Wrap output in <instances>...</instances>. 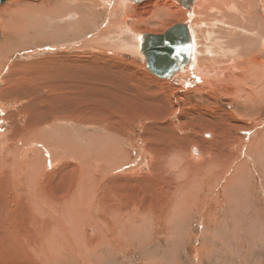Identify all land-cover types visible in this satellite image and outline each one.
I'll return each instance as SVG.
<instances>
[{"label":"rangeland","instance_id":"1","mask_svg":"<svg viewBox=\"0 0 264 264\" xmlns=\"http://www.w3.org/2000/svg\"><path fill=\"white\" fill-rule=\"evenodd\" d=\"M14 1L17 0H11L7 4L0 5V9L10 5ZM43 1L49 0H21L23 4L29 3L27 4L29 6L32 4L34 6L35 3L40 4ZM215 1L214 3L212 0L211 4L208 3V5L218 3V0ZM251 1L257 6L256 8H251V12L254 14H256V12L260 13L259 17L258 15H255L258 17V22H260V17H264V6H262L259 2L256 4V0ZM114 2L110 1V6H108V9V7L101 8V6H97L95 3H93V1H84L86 7L89 6V8L85 9V13L83 12L84 10H81L80 12H68L69 14L64 12L65 17H63V14L61 13V19L65 20H63L64 22L61 19L60 21L58 20L59 26L66 28L68 24L71 26L69 22L73 24L72 27L68 26L66 32L54 29L55 31L52 30L53 35H49L51 34V29H53V27L56 28L57 26H51L50 22H48V27H51V29L46 27L48 31L40 30V32H37L35 30H31L26 35L22 34L20 36V44H22L21 42L25 43L22 45L19 44L20 46H17L14 50H12L9 56H7V62L2 64L0 63V136L3 135L7 136V138L9 137L8 140L11 142L13 136L19 137V134H21L23 128L42 125L40 128L43 127L44 131L46 132V137L49 140H52L51 143L53 145L51 147L54 149L50 151L47 146L44 147L45 145L42 144L38 145V142H41L37 141V139L32 140L31 143L28 142L29 144H33V146L37 145L40 148V151L36 146L35 150L28 154L26 157V168L29 174L37 170H42L43 179L42 183L40 184L45 187L47 184V186L50 188V185H52L53 188H51V190L53 189V191H56L57 182L59 187H62L61 185L65 180L68 184L74 182V178L76 179V177H78L75 168L78 169L79 173L82 174L85 164H91L92 162L97 161L94 154V145H92L91 142V137H101L103 135V137L106 136V138H110L107 132H104L102 128L97 125L93 126V120L90 117L84 118L86 113L89 112L92 114L91 117H97L98 119L103 116H105V118H110L113 117V115H119L117 116L119 119L125 120V122L131 121V125H133L131 126V130L136 131L134 132L136 136L131 139L132 141H130V139L126 137V132H124L125 135H122L121 137L122 139L125 138V143H123V145L121 144V151L123 149V151H125V157H131L130 160L132 162L136 160V166L139 164L142 165V163H145L148 160H144L146 153L151 161V167L146 168V166L142 165V170L137 169L134 174L127 175V177L132 176L131 179H120L126 175H119L124 171V169L127 170L128 168L127 166L125 168L122 166L117 168L122 170L117 178L113 176L115 173H117L116 171L114 174H110L113 177L106 176V178H102V181L99 179L97 183L105 182V193H107L105 194V198H109V201L110 199H122L121 201L113 200L111 207L113 205H118L119 202L120 205L122 202V204H125L128 208L122 204L121 206H124L127 208V210L130 209L126 213L129 214V216L133 215V217H128V215L124 214L122 220L121 216L117 215V217L120 218H118L119 221H116L120 223L117 225L116 222L115 224L117 226L115 228L112 226L114 229L113 232H109L110 225L106 228V224L107 222L110 223L112 220L109 219L112 218L113 214H116L110 209L108 212L112 214L110 216L111 218L107 220L105 219V222L102 225L104 230L103 235L101 233L100 227H92L91 224L94 223L86 221L84 212L81 210L80 214L83 216V226L80 233L84 235V241H86L84 242L85 245L83 247H80L81 245L78 242L76 243L75 239H71V237L68 236H66L67 238L65 237L64 241L66 246L63 243H60L61 245H59V242L57 243V241L54 239L52 243L46 242L47 244L45 243L44 245V239H42V237L45 234L42 231L38 232L36 229V226L40 224L41 221H38L37 224L33 223L35 220L33 211L31 208L23 205L24 202H18V200L15 198L14 186L10 187L11 191L9 190V187H7L9 191L8 193L4 192V194L1 192L3 187H0V192L2 193H0V201H2V206L0 205V230H2L0 231V235L2 232H4L2 234L6 235H2V237L0 236V264H264V156L258 157V152L254 150L249 152L250 147L264 136V104L262 108L257 106L256 109H253L256 111L259 109L257 111L259 115L258 113L256 114V111L255 113H252L253 111L250 112L252 109L250 105H247L246 107L243 106V103L238 102V97L244 96L245 94L234 95L235 92H227L229 89L224 88V82L226 79L225 77L229 76L230 74L234 75L235 72L236 74H239L241 69L238 64L241 62V64H243L248 60H246L245 55H242V53L239 51L232 54V56L227 55V53L218 56L230 57L227 59V61H225L227 64H229L230 60L233 58L236 60L243 57V59H241L240 62L236 60L237 64L235 72L232 71V69L226 70L225 77L223 78V81H221V88L224 89H221V91H214V96H211L212 92H203L200 90L194 91V83H192L193 81H188L187 86L184 85V83L181 84L182 81L179 77L180 74L173 79H160L147 70L146 62L142 55L136 57L135 55L131 54L126 55L125 52L118 53V50H110L111 48L107 47L104 42L105 40H102L105 37V30L107 28L112 29L114 23L116 24L119 18L128 16L127 19L129 28L139 35L145 33L161 34L178 23H188L191 28L192 35H194V33L198 31L195 29H198L199 27H192L194 26L193 20L195 21V19H189L190 13H182V18L180 21L171 19L167 13L169 11H162L168 9L169 7H165L163 4H161V0H152L153 7L146 2L142 5L139 4L142 6V10L139 11L141 16H138V12L135 13L133 11V9L139 6H128L127 8H129V10L125 8L126 12L123 14L121 11L122 8H119V2ZM173 2L180 5L175 0H173ZM157 3L158 7H154ZM115 8L116 12L113 11ZM182 8L185 9L184 7ZM213 8L215 11H219L217 10V7L214 6ZM82 12L88 15V18L86 15L81 14ZM217 12L212 13L211 16L219 13ZM235 12V10L231 12L230 24L232 29L226 24H220L229 18L222 15L218 16L219 19L223 21H220L219 19L217 21L214 19L218 22V24L216 23L218 26L213 29L205 27L211 30L207 40L210 41L212 38L214 40H223L225 45L230 46L229 44L231 41L227 31H231V38L241 34L239 31L241 19L235 15ZM153 13L154 15H152ZM71 15L75 17H71ZM140 17L146 19L147 22L141 23L139 19ZM2 19L3 18L0 15V25ZM162 20L169 21V24L166 28L157 26L156 22ZM109 22L111 24H109ZM208 24L210 25V21ZM120 26L121 23L119 22L117 27L110 31L111 34H114L116 30H119L121 28ZM219 28L221 30H218ZM192 30H195L196 32ZM128 36L130 39L134 37L130 33H128ZM197 36L198 38L196 37L195 41H193L195 51L196 48L198 50V44L200 43V37L199 35ZM110 37H112V35H110ZM43 38H47L49 40H43ZM238 38L239 36L237 39ZM29 39H31V43H27ZM34 39H36L38 42L34 41ZM40 40L41 42L39 43ZM212 41L213 40H211V42ZM4 42L5 40L3 37V31L0 29V47ZM63 43L64 47H66H63L64 49L62 48ZM106 48L107 50L105 53ZM259 48H263L262 53H264V46L262 45ZM251 50L257 51L258 49L253 48ZM111 52H115L121 56L122 54L126 56L116 57V60L121 59V61L112 62L104 57L109 53L111 54ZM35 61H38V63L36 62V64ZM44 61H46V64H48L42 66L41 63H44ZM263 61L264 55L263 59L261 60V64L264 65ZM31 62H34L33 64H36L37 66H34ZM133 63H135V70L139 71L140 68L141 72H145L149 76V78H147L149 80L145 78H139L135 70L129 69L128 66ZM206 63L205 66H200L199 68L201 69H197V71L206 72L209 74L210 78L212 77V74L218 76L220 68L216 64L219 63V61L217 60V62H213L212 64L211 60H207ZM22 64H32L33 67L31 65L29 68L25 65V67H22V69L18 70L16 66L19 65L20 68V65ZM213 65H216L217 68H214ZM10 67L14 68V71H11L13 72L12 74H14L13 81L21 78V82L15 86L11 84V86L7 87L2 84V81L5 76H7V78L9 77L8 75L11 73L9 72ZM258 67V65H255L252 69V73H254L256 76L258 73V77L262 75L264 78V68L263 72L261 73V70ZM23 68H26V70ZM256 68L259 70H256ZM111 69L115 72L110 71ZM244 73H246V71H244L242 74ZM18 75H21V77ZM122 77L124 79H122ZM249 77L250 73L247 75V78ZM105 81H110V84L106 83ZM162 82L166 83L163 84ZM245 86L247 88H252L254 85L250 82ZM65 88H67L70 92ZM66 93L68 95L64 96ZM102 93L104 94L101 95ZM225 94H227V96ZM116 96H119L120 98ZM103 99H105V101ZM237 102L239 104H237ZM102 104L105 106V111ZM112 104L114 106H111ZM147 105H149V107ZM107 106H110L113 109L108 108ZM135 106L137 110L133 108ZM158 106H160V108H157ZM128 107H130L132 110H130ZM138 107L141 109L138 110ZM193 109H196L198 113ZM118 110L123 113L120 114ZM134 111H137L136 114ZM243 111H245V114L247 113L249 115L246 114L247 117L245 114L244 116H241ZM236 112H238L239 115ZM145 114L151 118L158 115L163 117L167 116V118L170 117L162 123V129L158 127L159 125L153 126L151 128L149 125L147 132H149L150 136H152L154 139L157 135L164 134L166 129L169 128L166 127L167 121L177 122V120H179L182 127L181 133H176L182 138L179 144H182L183 147L188 149L193 146L197 148L198 146L192 145V140L185 139L187 136H193L195 133L196 136L197 129L200 131V135L206 129H215V132H213L215 135L209 131V134H207L205 138L208 140H210V138L211 140L212 138L218 139L217 142H215V148L217 150H215V157H213L214 152H207L206 149L202 150L200 147L197 148V151L199 152L197 154H202L201 158H203V156L206 157L203 162L196 161L195 158L198 159L200 157H196V155L192 154L191 150V153H189L190 155L187 154L183 161L180 159V161H178L174 154H169V150L164 153L158 152L159 154L154 155L145 151L143 149V140L141 138L142 131L140 130L143 127L139 126L140 123L142 124V122L146 120L145 117L147 116H145ZM63 115H69L73 121L84 120L89 124L77 123V126L73 127L71 123L58 122L55 125V129L49 131L50 129H48V125L50 124L45 123L55 122L57 119L62 118ZM136 115L138 118H133V116L135 117ZM235 118L239 119L236 121ZM206 119L211 120L208 127L202 126ZM231 125L233 128L232 131L229 129ZM203 127L204 129L200 130V128ZM56 139L59 140L58 143ZM199 139L200 140L197 139L198 142L201 141L202 136L199 137ZM109 141L110 140H108V142ZM162 141V138L160 141H157V144L156 141H154V146L156 147L157 151L160 150V147H162V145H160ZM131 142L133 144H131ZM10 145L11 143H9L7 149L4 152V157L8 161L9 166L6 170H0V172H3L0 177L10 174L14 176L18 174L16 166V154H9L8 152ZM13 146H15V144L12 143V147ZM39 156L44 160L52 162L54 164L53 169L47 170L44 167H38L37 163H41ZM211 158L217 161L214 162L213 168H210L211 171L206 169V171L204 170L200 172L201 174H198L195 178H192L191 185L193 187H197L199 184L201 185V183H203L202 186H204L205 183V188H201V186H199L200 189L198 188V191L201 193L198 194L199 192L196 191L195 194H192L193 189L190 190L184 188V191H189V194L192 196L198 195L196 196L198 198H194L193 196L189 203L188 196H186L187 193L185 194V197L182 196V194L184 195V191L180 192L177 197V192H175L176 189L174 187L177 186L176 184H178V182H185V180H187L186 177L188 176V170H185V174L182 172L181 162L183 163L182 165H185V163L192 164L193 170H196L198 167L205 165L206 162ZM133 163H135V161ZM72 170L76 173H73ZM138 171H142V173H137ZM64 173L66 174L65 180H63ZM140 174H143L142 177ZM69 175L72 176V179L69 177L67 178ZM148 176L151 178V182H147L145 184L139 183V185H137V181L134 180V178H143ZM205 178H207V180ZM209 179H212V182L211 180L208 181ZM218 179L220 182L217 181ZM153 180L156 186L154 185V182H152ZM121 181H125V184L120 183L119 187L118 185L116 186L113 184V182ZM169 182H172V184L170 185ZM109 183L112 184V186ZM212 184H217L215 186L213 185L215 187L213 190L211 189V187H213ZM109 188L111 189V192H109ZM208 188L210 190H207ZM171 189L174 191H171ZM204 192L206 193L204 194ZM207 193L208 195H206ZM56 195L60 199L63 198V195L60 192H57ZM116 195L117 197H122L117 198ZM132 196H135L137 200ZM107 200H105V202H107L106 204H109ZM138 200L140 203L137 202ZM12 203L15 204L12 205ZM133 206L135 208H132ZM146 208L151 209L152 211L155 210L154 214H146L144 210ZM13 209L18 211V214H11L10 212H12ZM95 215H98V212ZM152 215L156 216L153 217ZM39 220L42 219L40 218ZM18 222H20L21 225ZM4 225H6V231L3 227ZM8 230L12 231L9 233ZM7 233H9V236H7ZM70 240L72 242H70ZM78 246L80 248H78Z\"/></svg>","mask_w":264,"mask_h":264},{"label":"bare ground","instance_id":"2","mask_svg":"<svg viewBox=\"0 0 264 264\" xmlns=\"http://www.w3.org/2000/svg\"><path fill=\"white\" fill-rule=\"evenodd\" d=\"M11 1V0H9ZM8 1V2H9ZM13 1V0H12ZM84 1H93V3H95L97 6H101V8L103 6V4L99 1V0H49V1H43L41 2L40 4H36L33 6L32 5H27L29 3H25L23 4V2H21V0H17V1H14L13 3H11L10 5L4 7V8H1L0 9V15L2 16V22H1V25H0V29L3 31V37H4V40L5 42L2 43L3 45L0 47V63H5L8 61V57L9 54L12 52V50H14L17 46H20L22 45L23 43L25 42H21L22 44H20V36L23 34V35H26L27 33H29L31 30H35L37 32H40V30H47L46 27H48L47 23L50 22V25L52 26H57L56 28L53 27V29H51V27H48L49 29H51V34L49 35H53L52 34V30L55 31L54 29L56 30H60V31H63V32H66V29L68 28V26L66 28L64 27H61L58 25V20L60 21L61 17V13L63 14V17H65V14H69L68 12H80L81 10L85 13V9L86 8H89V6L86 7V5L84 4ZM102 2H105V8L110 6L109 3L110 1L114 2V1H118L119 4H120V7L118 5L119 8H122V12L123 14H125L124 12L125 11V8H127L128 6L131 7V6H139V7H136L135 9H133V11L135 13L138 12V16H141V13L139 11L142 10V4L144 3H141L140 5L139 4H134V3H131L129 2L128 0H101ZM155 1V0H154ZM201 0H198L194 3L193 5V8L194 6L197 5L200 3ZM210 0H203L202 2V7H195L194 9V15L195 17L192 18V15H193V9H192V12L189 11V10H185L183 9L180 5L176 4L175 2H173V0H161V4H163L165 7H169L168 9L166 10H162L163 12L164 11H169L167 12L168 15L170 16L171 19L175 20V21H180L181 18H182V13L183 14H188L190 13V18L191 20L195 19V21L193 20V24L194 26L192 27H195V26H199L198 29L196 28L195 30H198L197 32L195 30H193L194 32V35H192V32H191V28H190V33H191V39L192 41H195V38L199 35V39L198 41L200 42L198 44V50L196 48V51H195V47H194V43H193V53H192V56H191V60L189 63H187V65H185L180 71L178 70V72H176V74L171 78H175L178 74L180 79H181V84L184 83V85H188V81H193L192 83H194V91H197V90H200V91H203V92H212L211 93V96H214V91H217V90H220L221 89L223 90L224 88L225 89H229V91L227 92H235L234 95H244V96H239L238 97V102L239 103H243V106H246L247 105H250V107L252 108H249L251 109L250 112L252 113H255L256 110H253V109H256L257 106H259V108H262L263 107V104H264V78L261 76L258 77V73H257V76L254 75V73H252V69L255 65H258L261 70V73L263 72V68H264V65L261 64V60L263 59V55L264 53H262V49L259 48L260 46H264V17H260V22H258V17L260 16V13H257L254 14L252 13L251 11V8H256L257 6L254 5V3L251 1V0H218L216 4H214L216 1L213 0V4L212 5H208V3L211 4V1L209 2ZM8 2H6L5 4H7ZM260 3L262 6H264V0H256V4L257 3ZM116 3V2H114ZM147 4L152 5V0H149L146 2ZM3 5V4H2ZM117 5V4H115ZM208 5V6H206ZM217 7L219 10L218 12L215 11V9L213 7ZM112 7V6H111ZM154 7H158V3L154 6ZM99 8V7H98ZM113 8H114V4H113ZM109 9V7H108ZM113 10V9H112ZM127 10H129V8H127ZM155 10V9H154ZM174 10V12H173ZM236 11L235 12V15H237L238 18L241 19V25H240V28H239V31L240 35L239 38L237 39L238 36L234 37V38H231V31H227L229 37H230V41L231 43L229 44L230 46H227L225 45L223 42V40H219L218 37L217 39L218 40H214L213 38L211 40H213L211 42V40H207V38L209 37V34L211 33V30L205 28V27H208L210 29H213L215 28L216 26H218V19H219V16L222 15V16H226V17H229L225 22H222L220 24H226L228 26H230L229 28L232 29V26L230 24V18H231V12L232 11ZM114 12H116V8L115 10H113ZM247 11V12H246ZM81 13L83 15H86L84 13ZM153 12V11H152ZM214 12H217L218 14H215L213 16H211L212 13ZM109 13V12H108ZM197 13V14H196ZM72 14V13H71ZM114 14V13H113ZM122 14V15H123ZM128 14V13H126ZM140 14V15H139ZM108 15V14H107ZM110 15V14H109ZM118 15V14H117ZM154 15V13L152 14ZM219 15V16H218ZM230 15V16H229ZM255 15H258L255 16ZM62 16V15H61ZM88 15H86L87 17ZM112 16V15H111ZM125 16V15H124ZM221 16V17H222ZM71 17H75L73 15H71ZM120 17V16H119ZM117 17V18H119ZM122 17V16H121ZM156 17V16H155ZM199 19H198V18ZM220 17V18H221ZM88 18V17H87ZM112 18V17H111ZM128 16L126 17H122V18H119L118 22L112 27V29L116 28L117 27V24L120 22L121 23V28L119 30H116L114 32V34L112 33L111 34V28H107L105 30V37L102 39V40H105V44L107 45V47L111 48L110 50H118L119 52L118 53H122V52H125V53H136L138 51V48H140V42L142 40V36L144 34H141L139 35L138 33L136 32H133L129 26H128ZM131 18V17H130ZM129 18V20H130ZM189 18V19H190ZM197 18V19H196ZM257 18V19H256ZM68 19V17H67ZM81 19V18H80ZM115 19V18H114ZM132 19V18H131ZM141 23H145L147 22L146 19H144L143 17H140L139 18ZM214 19H216L217 21H215ZM62 21L65 20V19H61ZM113 20V19H112ZM156 20V19H155ZM220 20V19H219ZM256 20V21H255ZM61 21V22H62ZM69 21V20H68ZM117 21V20H116ZM210 21V25L208 24V22ZM220 21H223V20H220ZM64 22V21H63ZM62 22V24H63ZM67 22V21H66ZM75 22V21H74ZM35 23V24H33ZM71 26L69 27H72V23L69 22ZM76 23V22H75ZM74 23V24H75ZM157 26H161L162 28H166L169 24V21H165V20H162V21H157ZM217 23V24H216ZM49 24V23H48ZM66 24V23H64ZM77 24V23H76ZM75 24V25H76ZM107 24V23H106ZM109 24H111L109 22ZM150 24V23H149ZM192 25V24H191ZM225 25V27H226ZM152 26V24H151ZM150 26V27H151ZM174 26V25H173ZM110 27V26H109ZM205 28V29H204ZM221 28V27H220ZM218 29V30H221V29ZM227 28V27H226ZM223 29V27H222ZM225 29V28H224ZM70 30V29H69ZM210 32H209V31ZM48 31V30H47ZM59 31V32H60ZM217 31V30H216ZM58 32V33H59ZM152 32V31H151ZM220 32V31H219ZM50 33V32H48ZM47 33V34H48ZM128 33L132 34L134 37L133 38H129L128 36ZM221 33V32H220ZM225 33V32H224ZM46 34V35H47ZM226 34V33H225ZM110 35H112V37H110ZM117 37H116V36ZM223 35V34H222ZM217 36V35H216ZM220 36V35H219ZM55 37V36H54ZM59 37V36H58ZM124 37V38H122ZM14 38V39H13ZM53 38V37H52ZM66 38V36H65ZM128 38L130 39V43L128 44H125L128 40ZM33 39V38H32ZM49 40L47 38H43V40ZM222 39V37H221ZM42 40V39H41ZM41 40L39 41V43L41 42ZM34 41L38 42L36 39H34ZM16 42V43H15ZM196 42H197V39H196ZM241 44V45H239ZM27 43H31V39H29L27 41ZM33 43V42H32ZM71 43V42H70ZM20 44V45H19ZM66 44V42H65ZM197 44V43H196ZM228 44V43H227ZM28 45V44H27ZM36 46V45H34ZM64 47V43H63V46L62 48ZM106 47V46H105ZM66 48V47H64ZM63 48V49H64ZM142 48V47H141ZM246 48V49H245ZM258 49L257 51L255 50H251V49ZM106 50L107 48L105 49V53H106ZM248 50V52H247ZM109 51V50H108ZM240 52L242 53V55L244 54L245 57H246V60H248L247 62L243 63V64H238L240 66V73L239 74H236V60L237 61H241V59H243V57L241 58H238V59H232L230 60V63L227 64L225 61H227V59H229L230 57H218L219 55H222L224 53H227V55L229 56H232V54L234 53H237V52ZM253 51V52H252ZM255 51V52H254ZM239 53V54H240ZM250 54V55H249ZM238 55V54H237ZM226 56V55H225ZM240 56V55H238ZM237 56V57H238ZM107 60L109 61H112V62H116V61H121V59H118L116 60L117 58L116 57H121V55L115 53V52H111V54L109 53V56L106 55L104 56ZM105 59V60H106ZM145 59V58H144ZM83 60V59H82ZM207 60H211L212 64L213 62H217V60L219 61V63H217L216 65L220 68V71H219V75L218 76H215L213 77L211 74V77L206 73V72H199L197 71V69H200L198 66L199 63L200 64H205ZM38 63V61H35V63ZM42 62V61H40ZM146 62V61H145ZM238 62V63H239ZM264 62V61H263ZM32 63V62H31ZM34 63V62H33ZM32 63V64H33ZM36 63V64H37ZM68 63V62H67ZM226 63V64H224ZM26 65L30 68V66L32 65ZM34 65V66H37V65ZM42 66L46 64V61H44V63H41ZM39 64V65H41ZM48 64V63H47ZM46 64V65H47ZM53 64V63H52ZM51 64V65H52ZM207 64V63H206ZM24 64L20 65V68H19V65L16 66V68L19 69H22V67H25ZM32 65V67H33ZM55 65V64H54ZM135 63L133 64H130L128 67L129 69H133L135 70V67H134ZM216 65H213L214 68L217 66ZM9 66V65H8ZM49 66V65H48ZM4 67V66H3ZM7 67V66H6ZM31 67V68H32ZM147 67V65H146ZM106 68V67H105ZM226 68V69H224ZM238 68V67H237ZM26 70V68H23ZM37 69V68H36ZM108 69V68H107ZM227 69H232V71L235 72L234 75L230 74L229 76L225 77V72ZM5 70V69H4ZM14 71V68H11L10 67V71ZM68 70V69H67ZM188 70V71H187ZM256 70H259L256 68ZM17 71V70H16ZM32 71V70H31ZM37 71V70H36ZM72 71V70H71ZM107 71V70H106ZM105 71V72H106ZM110 71H114V70H110ZM136 71V70H135ZM195 71V73H194ZM239 71V70H237ZM244 71H246V73L242 74ZM109 72V71H107ZM115 72V71H114ZM137 72V76L139 78H149V76L145 73V72H141V69L139 68V71H136ZM184 72V73H183ZM258 72V71H257ZM3 73V72H2ZM13 72L9 73V77L7 78V76L4 77L3 81H2V84L5 85V86H11V84H13L14 86L19 84L21 82V78H18L17 80L13 81V77H14V74H12ZM117 73V72H116ZM116 73H113V74H116ZM120 73V72H119ZM250 73V77L247 78V75H249ZM18 74V72H17ZM109 74V73H108ZM107 74V76H108ZM202 74V75H201ZM232 75V76H231ZM19 77H21V75H18ZM115 76V75H114ZM121 76V74H120ZM124 76V75H123ZM0 77H1V70H0ZM226 78L225 79V87L224 88H221V81H223V78ZM258 77V78H257ZM118 78V77H117ZM111 79V78H110ZM109 79V80H110ZM122 79H124L122 77ZM219 79V81H218ZM114 80V79H112ZM149 80V79H147ZM111 81V80H110ZM109 81V82H110ZM123 81V80H122ZM125 81V80H124ZM203 81V82H202ZM106 82V81H105ZM109 82H106V83H109ZM113 82V81H112ZM127 82V81H125ZM253 83V87L252 88H247L245 85H247V83ZM163 84L166 83V82H162ZM198 83V84H197ZM263 83V84H262ZM10 84V85H9ZM110 84V83H109ZM199 86L197 87L196 86ZM106 85V84H105ZM109 86V85H108ZM131 86V85H130ZM163 86V85H162ZM182 86V85H181ZM249 86V85H248ZM71 87V86H70ZM227 87V88H226ZM232 87V88H231ZM17 88V87H16ZM24 88V87H23ZM61 88V87H60ZM59 88V89H60ZM80 88V87H79ZM108 88V87H107ZM239 88V89H238ZM12 89V88H11ZM20 89V88H19ZM63 89V88H61ZM67 89V88H65ZM78 89V88H77ZM116 89V88H115ZM193 89V88H191ZM28 90V89H27ZM68 90V89H67ZM235 90V91H233ZM26 91V90H24ZM69 91V90H68ZM67 91V92H68ZM107 91V90H106ZM105 91V92H106ZM225 91V90H224ZM70 92V91H69ZM3 93V92H2ZM16 93V91H15ZM26 93V92H25ZM33 93V92H32ZM218 93V92H217ZM220 93V92H219ZM222 93V92H221ZM243 93V94H242ZM24 94V93H23ZM104 93H102L101 95H103ZM204 94V93H203ZM202 94V95H203ZM208 94V93H206ZM205 94V95H206ZM13 95V94H12ZM20 95V94H19ZM68 95L67 93L64 95L66 96ZM120 95V94H118ZM227 96V94H225ZM37 96V95H35ZM201 96V94H200ZM204 96V95H203ZM202 96V97H203ZM225 96V97H226ZM228 96H229V93H228ZM114 97V96H113ZM112 97V98H113ZM116 97H119V96H116ZM232 97V96H231ZM63 98H67V97H63ZM120 98V97H119ZM235 98V97H234ZM107 99V98H106ZM236 99V98H235ZM10 100V98H9ZM42 100V99H41ZM105 101V99H103ZM111 100V99H110ZM119 100V99H118ZM1 101V100H0ZM107 101V100H106ZM109 101V100H108ZM113 101V100H112ZM236 101V100H235ZM126 102V101H125ZM132 102V101H131ZM237 102V104H239ZM4 103V102H3ZM105 103V102H103ZM110 103V102H109ZM112 103V102H111ZM235 103V102H234ZM103 105V104H102ZM109 105V104H108ZM231 105V104H230ZM111 106H114L113 104ZM149 107V105H147ZM108 107V106H107ZM123 107V106H122ZM103 108H104V111H105V106L103 105ZM102 108V109H103ZM108 108H111L113 109L112 107H108ZM107 108V109H108ZM130 109V107H128ZM136 109V106L133 107ZM157 108H160V106H158ZM26 109V108H25ZM121 109V108H120ZM119 109V110H120ZM141 108L138 107V110H140ZM248 109V108H247ZM110 110V109H108ZM107 110V111H108ZM117 110V109H115ZM118 110V111H119ZM122 110V109H121ZM132 110V109H130ZM147 110V109H146ZM193 110H196V109H193ZM237 110V109H236ZM259 110V109H258ZM257 110V111H258ZM111 111V110H110ZM124 111V110H123ZM127 111V109H126ZM148 111V110H147ZM256 111V114L258 113ZM2 112V111H1ZM113 112V111H112ZM131 112V111H130ZM135 114L137 111H134ZM196 112L198 113V111L196 110ZM235 112V111H233ZM245 111H243V114L241 116H244V113ZM46 113V112H45ZM108 113V112H107ZM119 113H123V112H120ZM133 113V112H132ZM146 113V112H145ZM238 114V112H236ZM235 113V114H236ZM242 113V112H240ZM102 114V113H101ZM106 114V113H105ZM109 114V113H108ZM118 114V113H117ZM128 114V113H127ZM134 114V113H133ZM150 114V113H149ZM247 114V113H246ZM245 114V116H246ZM113 115V114H112ZM116 115V113H115ZM124 115V114H123ZM142 115V114H141ZM239 115V114H238ZM249 115V114H247ZM254 115V114H253ZM259 115V113H258ZM14 116V115H13ZM92 114L91 113H86V116H84V118H88L90 117L93 121V126L94 125H97L99 126L100 128L103 129V131L107 132V134L110 136V138H106V136L103 137V135L101 137H98V136H95V137H91V142H92V145H94V154H95V158L97 161L95 162H92L91 164H85V167H84V171L83 173H79L78 169L75 168L76 170V174L78 177H76V179L74 178V182L73 183H70L68 184L65 180L66 178V174L64 173L63 174V180H65L63 182V184L61 185L62 187H59L58 186V182H57V189L56 191L57 192H60L62 195H63V198L60 199L57 195H56V191H53V189L51 190V188H53L52 185L51 188L49 186H47L46 184V187L41 185L40 183H42V179H43V171L42 170H37V171H34L32 172L31 174H29L27 172V168H26V157L28 156V154L30 152H33L35 150V146H33V144H29L28 142L31 143L32 140L34 139H37V141H40L41 143L38 142V145L39 144H42V145H45L44 147H48L51 150H53L54 148L51 147L53 144L51 143L52 140H49L47 137H46V132L44 131V128L40 126L42 125H37V126H34V127H30V128H23L22 129V132L21 134H19V137H15L13 136L12 137V140L11 142H9L7 136H0V170L1 169H4L6 170L9 166V163L8 161L6 160V158L4 157V152L5 150L7 149L9 143H11V145L9 146V154H16V160H17V171H18V174L17 175H14L12 176L11 174L10 175H7V176H2L0 177V187H3L2 188V193L4 194V192H7L11 189L10 187L11 186H14L15 188V198L18 200V202L20 201V203H23V205L31 208V210L33 211L34 213V222L35 224H37L38 221H41L40 224H38L36 226V229L37 231L39 232H43L45 235L42 237V239H44L43 243L45 245L46 242H49V243H52L53 242V239L55 241H57V243L59 245H61L60 243H63L64 244V241H65V237L68 236V237H71V239H75L76 243L78 242L81 246L80 247H83L85 244L84 242V235L81 232V228L83 226V216L80 214L81 210H83L84 212V216H85V219L86 221L88 222H93L94 224H91L92 227H100L101 229V233L104 235V230H103V223L105 222V219H109L111 218L110 216L112 215L110 212H108L110 209L113 210L114 213L116 214H113L112 218L109 219V220H112L110 221V223L107 222L106 224V228L107 226L109 227L110 225V229H109V232L112 231L113 232V228L112 226L115 228L119 223L116 221L120 218V217H117V215H120L121 216V219L123 220V217H124V214L125 215H128V217H133V215L129 216V214H127L126 212L130 209L127 210V206L125 204H121L122 205H125V208L124 206H121V204L119 205H112L113 203V200L110 199L109 201V198H105V189H106V186H105V182H101L102 181V178H106V176L108 177H113L115 176L116 178L118 177V175L122 172L121 169H117L119 167H122L124 166L123 168H125L126 166L128 167L127 170L124 169V173L122 172L119 176H122V175H126L124 176L123 178H120V179H124V178H132V176H128L127 175H131V174H134L136 172V170H140L143 166H146V168H150L151 166V161L150 159L148 158L149 156L145 153V158L144 160L148 159L145 163H142L137 165L136 166V160L135 163H133L129 157H125V151H121V144L123 145V143H125V138L122 139V135H125L126 134V137H128L130 139V141H132L131 139L134 138L136 135L134 132H136L135 130H131V121H126L125 120H122V119H119V115L117 116H114L113 117H110V118H105V116L103 117H100L99 119L97 117H91ZM107 116V114H106ZM126 116V115H124ZM130 116V114H129ZM145 121L142 122V124L139 126L140 127H143L142 129H140L142 131L141 135V138L143 140V149L147 152H149L150 154L154 155V154H159L158 152L160 153H164L166 152L167 150H169V154L172 153L174 154L178 161H183L185 159V157L187 156V154L191 153L196 155V157H200L198 159L195 158L196 161L198 162H203L206 157L203 156V158H201L202 154H197L199 153L197 150L198 147H200V149H206V151H210V152H214L213 153V157H215V142H217V138H210V140L208 139H205L206 138V135L209 134V131L211 133L215 132V129H206L205 131H203V133L200 135V131H198V129L196 130L197 131V135L195 136V131L193 134V136H187L185 139H189V140H192L191 144L192 145H196L198 146L197 148L196 147H190L189 149L186 148V147H183L182 144H179L180 143V140H182L181 137H179L176 133H181L182 131V127H181V124L179 122V120H177V122H169L167 121L166 123V127H169L166 129V131L164 132V134H159L155 137V139L150 136L149 132H147V129L150 125V128L153 127V126H156V125H159L158 127H160L161 129L163 128L162 126V123L165 122L167 119V116L166 117H163L161 115H158V116H154V117H150L148 115L145 114ZM137 115L133 118H136ZM234 117V116H233ZM237 117V115H236ZM247 117V116H246ZM122 118V117H121ZM130 118V117H129ZM138 118V117H137ZM46 119V118H45ZM124 119V118H123ZM236 119V118H235ZM239 119V118H238ZM236 119V121L238 120ZM242 119V118H241ZM246 119V118H245ZM248 119V118H247ZM107 120V121H105ZM123 122H122V121ZM131 120V119H130ZM243 120V119H242ZM241 120V121H242ZM249 120V119H248ZM210 121L211 120H208L206 119V121L203 122L202 126H206L208 127L209 124H210ZM235 121V122H236ZM240 121V120H239ZM253 121V120H252ZM39 122V121H38ZM58 122H66V123H71V125L74 127V126H77V123L78 124H89V123H86V121L84 120H80V121H73L71 119V117H69V115H63L62 118L60 119H57L55 122H51V123H45V124H50L48 125L50 129L49 131L55 129V125L58 123ZM215 123V122H214ZM213 123V124H214ZM254 123V122H253ZM43 124V123H42ZM218 124V123H217ZM220 124V123H219ZM231 124V123H230ZM239 124V122H238ZM229 125V124H227ZM137 126V125H136ZM137 126V127H139ZM192 126V125H191ZM216 126V125H214ZM257 126V125H256ZM61 127V126H60ZM83 127V125H82ZM139 127V128H140ZM194 127V126H192ZM212 127V126H211ZM220 127V126H219ZM98 128V127H97ZM155 128V127H154ZM184 128V127H183ZM222 128V127H220ZM237 128V127H236ZM63 129V128H62ZM101 129V130H102ZM203 128H200V130H203ZM231 131L233 130L232 128V125L230 126ZM153 130V129H152ZM158 130V129H157ZM195 130V128H194ZM61 131V130H60ZM150 131V130H149ZM156 131V130H155ZM161 131V130H160ZM219 131V130H218ZM230 131V130H229ZM2 132V131H1ZM124 132H126L124 134ZM207 132V133H206ZM3 134V133H2ZM215 135V133H213ZM156 135V134H155ZM202 136V139L201 141L198 142L199 137ZM146 137V138H144ZM229 137V136H228ZM262 137V136H261ZM161 138L163 139V141L160 143V145H162V147H160V150L157 151L156 147L154 146V141H156V144H157V141H160ZM230 138V137H229ZM241 138V137H240ZM198 139V140H197ZM108 140H110L108 142ZM141 140V139H139ZM193 140H196V141H193ZM234 140V139H233ZM57 143L59 140H57ZM121 141H124V142H121ZM127 141V140H126ZM129 141V140H128ZM36 142V140H35ZM108 142V144H107ZM12 143L15 144V146L12 147ZM23 143H26V144H23ZM232 143V142H231ZM35 144V143H34ZM131 144H133L131 142ZM137 144V143H136ZM190 144V145H191ZM26 145V146H25ZM242 145V144H241ZM240 145V147H241ZM56 146V145H55ZM96 146V147H95ZM131 146V145H130ZM249 146V145H248ZM29 147V148H27ZM37 148H39L37 146ZM125 148V147H124ZM249 148V147H248ZM134 149V148H133ZM125 150V149H124ZM191 150V152H190ZM256 151L258 152V157H261V156H264V136L259 139L258 141H256L254 143V145H252L250 147V150L249 152L251 151ZM39 151H40V148H39ZM217 151V150H216ZM240 151V150H239ZM47 153V152H46ZM186 154V155H185ZM254 154V153H253ZM47 155V154H46ZM190 155V154H189ZM168 156V155H167ZM228 156V155H227ZM125 157V159H124ZM172 157V156H171ZM40 158V156H39ZM192 158V157H191ZM236 158V157H235ZM234 158V159H235ZM37 159V158H35ZM153 159V158H151ZM180 159V160H179ZM261 159V158H260ZM41 160V163H37L38 167H44L46 168L47 170H50V169H53L54 167V164L48 160H44L43 158H40ZM164 160V159H163ZM167 160V159H166ZM218 160V159H217ZM191 161V160H190ZM219 161V160H218ZM189 162V161H188ZM194 162V161H193ZM214 162H217L216 160H214L213 158H211L210 160H208L206 162L205 165L203 166H200L198 167L196 170H193V166L192 164L188 163L185 165H182L183 163L181 162V170L182 172L185 174L186 171L188 170L187 174L188 176L186 177L187 180H185V182H182V183H179L176 184L177 186H175L174 188L176 189L175 192H177V197H178V194L180 192H183L184 191V188L185 189H193L192 190V194H195L196 191H198V188L199 186L204 187L205 188V183H204V186L203 183H201V185L199 184L197 187H193L191 185L192 183V178H195L198 174H201L200 172L202 171H206V169H208L209 171H211L210 168H213V165H214ZM230 162V161H229ZM247 162V161H246ZM250 162V161H249ZM248 162V163H249ZM261 162V161H260ZM180 163V162H179ZM192 163V162H191ZM216 164V163H215ZM169 165V164H167ZM179 165V164H178ZM199 165V163H198ZM217 165V164H216ZM170 166V165H169ZM172 166V165H171ZM195 166H196V162H195ZM232 166V165H231ZM264 166V165H263ZM191 167V168H190ZM242 167V166H241ZM240 167V168H241ZM174 168V167H173ZM217 169V168H216ZM120 170V171H118ZM142 170V169H141ZM145 170V169H144ZM162 170V169H161ZM171 170V169H169ZM186 170V171H185ZM213 170V169H212ZM218 170V169H217ZM247 170V169H246ZM117 171V173H115ZM166 171V170H165ZM185 171V172H184ZM208 171V172H209ZM73 172V170H72ZM71 172V173H72ZM73 172V173H74ZM142 173V171H140ZM139 171L137 173H140ZM181 172V173H182ZM216 172V171H215ZM214 172V173H215ZM218 172V171H217ZM68 173V172H67ZM114 174L113 176H111L110 174ZM175 173V172H174ZM210 173V172H209ZM230 173V172H229ZM3 172L1 171L0 172V175H2ZM179 174V173H178ZM177 174V175H178ZM68 175V174H67ZM139 175V174H138ZM141 175V174H140ZM143 175V174H142ZM141 175V177H142ZM176 175V174H174ZM206 175V174H205ZM211 175V174H210ZM213 175V174H212ZM228 175V174H226ZM239 175V174H238ZM71 175L67 176V178H71L72 179V176L70 177ZM74 176V175H73ZM146 176V175H145ZM173 176V175H172ZM201 176V175H199ZM209 176V175H208ZM207 176V178H208ZM107 177V178H108ZM140 177V176H139ZM184 178V177H183ZM207 178H205L207 180ZM213 178V176H212ZM228 178V177H227ZM101 180L100 182L101 183H97L98 180ZM119 179V178H118ZM199 179V178H198ZM204 179V178H203ZM215 179V178H214ZM220 179V178H219ZM219 179L217 180L218 182ZM222 179V178H221ZM12 180V181H11ZM112 180V179H111ZM135 181H137V185H139V183H142V184H145L147 182H151V178L148 176V177H143V178H134ZM205 180V181H206ZM212 182V179H209L208 181ZM7 185H6V183ZM16 181V182H14ZM120 181V180H119ZM156 181V180H155ZM176 181V180H175ZM179 181V180H177ZM154 182V180L152 181ZM168 182V181H167ZM103 183V184H102ZM120 183H124L125 184V181H121V182H113L114 185H118L119 187V184ZM170 185L172 184V182H169ZM215 183V182H214ZM110 184V183H109ZM108 184V186H109ZM159 184V183H158ZM112 186V184H110ZM154 185H155V182H154ZM168 185V184H167ZM214 184H212L213 186ZM217 185V184H215ZM214 185V186H215ZM250 185V184H249ZM146 186V185H145ZM156 186V185H155ZM166 186V184H165ZM174 186V185H172ZM211 187V189L213 190V188L215 187ZM9 187V190L8 188ZM110 187V186H109ZM115 187V186H114ZM117 187V188H118ZM127 187V185H126ZM169 187V186H168ZM193 187V188H191ZM132 188V187H131ZM195 188V189H194ZM203 188V189H204ZM110 189V188H109ZM200 189V188H199ZM13 190V189H12ZM25 190V191H24ZM108 190V189H107ZM134 190V189H133ZM158 190V189H157ZM173 189H171L172 191ZM182 190V191H181ZM207 190H210L209 188ZM211 190V191H212ZM136 191V190H134ZM139 191V190H138ZM174 191V190H173ZM186 191V190H185ZM184 191V195L182 194L183 197H185V194L186 196H188V201L190 203L191 201V198H193V196L191 194H189V191L185 192ZM0 192V193H1ZM111 192V189L110 191ZM116 192V191H115ZM164 192V191H163ZM200 194L201 192L198 191ZM1 193V194H2ZM139 193V192H138ZM174 193V192H173ZM206 192H204L205 194ZM1 194H0V197H1ZM115 194V193H114ZM129 194V193H128ZM126 194V195H128ZM136 194V193H135ZM172 194V193H171ZM119 195V194H118ZM134 195V194H133ZM145 195V194H143ZM208 195V193L206 194ZM7 196V195H6ZM110 196H113V195H110ZM175 196V195H174ZM181 196V195H180ZM179 196V197H180ZM198 196V195H196ZM194 196V198L196 197ZM200 196V195H199ZM3 197V195H2ZM109 197V196H107ZM117 197V195H116ZM119 197V196H118ZM117 197V198H118ZM122 197V196H120ZM119 197V198H120ZM131 197V196H130ZM133 197V196H132ZM135 197V196H134ZM133 197V198H134ZM139 197V195H138ZM149 197V196H148ZM165 197V196H164ZM176 197V196H175ZM173 197V198H175ZM201 197V196H200ZM207 197V196H205ZM203 197V198H205ZM111 198V197H110ZM141 198V197H140ZM166 198V197H165ZM164 198V199H165ZM168 198V197H167ZM182 198V197H180ZM198 198V197H196ZM1 199V198H0ZM126 199V198H125ZM136 199V197H135ZM155 199V198H154ZM172 199V198H171ZM187 199V197H186ZM206 199V198H205ZM218 199V198H217ZM105 200H107L109 202V204H106L107 202H105ZM118 200V199H116ZM115 200V201H116ZM122 200V199H121ZM121 200H118V201H121ZM137 200V199H136ZM204 200V199H203ZM133 201V200H132ZM148 201V200H147ZM164 201V200H163ZM167 201V200H166ZM213 201V200H212ZM231 201V200H230ZM139 202V200L137 201ZM169 202V201H168ZM167 202V203H168ZM195 202V201H194ZM124 203V201H123ZM140 203V202H139ZM146 203V202H145ZM148 203V202H147ZM179 203V202H178ZM15 204V203H12V205ZM131 204V203H130ZM163 204V203H162ZM165 204V203H164ZM171 204V203H169ZM194 204V203H193ZM0 205L2 206V201H0ZM128 205V204H127ZM179 205V204H178ZM22 206V205H20ZM136 206V205H134ZM132 207V208H135V207ZM163 206V205H161ZM166 206V205H165ZM138 207V206H137ZM145 207V206H144ZM143 207V208H144ZM147 207V206H146ZM152 207V206H151ZM155 207V206H154ZM149 208V207H148ZM144 209L146 214H154V211H152L151 209ZM159 208V207H158ZM215 208V207H214ZM23 209V208H22ZM181 209V208H180ZM4 210V209H2ZM20 211V210H19ZM157 211V210H156ZM162 211V210H161ZM160 211V212H161ZM98 212V215H95L96 213ZM11 214L15 215V214H18V211H16L15 209L12 210V212H10ZM157 213V212H156ZM167 214V213H166ZM170 214V213H169ZM172 214V213H171ZM173 215V214H172ZM138 216V215H137ZM153 216V215H152ZM156 216V215H155ZM153 216V217H155ZM168 216V215H167ZM178 216V215H177ZM180 216V215H179ZM182 216V215H181ZM189 216V215H188ZM127 217V218H128ZM162 217V215H161ZM173 217V216H172ZM3 218V216H2ZM1 218V219H2ZM42 219V220H39V219ZM147 218V216H146ZM152 218V217H151ZM160 218V217H159ZM5 219V217H4ZM129 219V218H128ZM127 219V220H128ZM131 219V218H130ZM154 219V218H153ZM22 220V219H21ZM5 221V220H4ZM149 221V220H148ZM152 221V219H151ZM117 222V225L115 224ZM146 222V221H145ZM154 222V220H153ZM152 222V223H153ZM157 222V221H156ZM20 224V222H18ZM24 223V222H23ZM15 224V223H14ZM115 224V225H114ZM132 224V223H131ZM170 224V223H169ZM21 225V224H20ZM123 226V225H122ZM5 228V231H6V225L3 226ZM124 227V226H123ZM132 227V226H131ZM2 229V228H1ZM118 229V228H117ZM151 229V228H150ZM28 230H29V227H28ZM2 231V230H0ZM12 231V230H10ZM10 231L8 230V232L10 233ZM14 231V230H13ZM4 233V232H2ZM1 233V237L2 235H5V234H2ZM7 233V236H9ZM105 233H106V229H105ZM13 234V233H12ZM40 235V234H39ZM43 235V234H42ZM6 236V235H5ZM41 237V236H40ZM67 238V237H66ZM5 239V237H4ZM7 239V238H6ZM12 239V238H11ZM70 242H72L70 240ZM48 243V244H49ZM56 243V242H55ZM67 243V242H66ZM47 244V243H46ZM62 244V245H63ZM71 244V243H70ZM58 245V246H59ZM65 245V244H64ZM66 246V245H65ZM75 246V245H74ZM53 247V246H52ZM57 247V246H56ZM78 246V248H80ZM49 248V247H48ZM70 248V247H69ZM75 249V247H74ZM25 253V252H24ZM25 255V254H24Z\"/></svg>","mask_w":264,"mask_h":264},{"label":"water","instance_id":"3","mask_svg":"<svg viewBox=\"0 0 264 264\" xmlns=\"http://www.w3.org/2000/svg\"><path fill=\"white\" fill-rule=\"evenodd\" d=\"M9 0H0V5ZM39 1V0H33ZM134 4H141L149 0H128ZM182 7L192 12L197 0H175ZM141 52L145 58L147 70L154 76L171 79L178 70L180 71L190 62L193 53L188 23H178L161 34H144L142 36Z\"/></svg>","mask_w":264,"mask_h":264},{"label":"crops","instance_id":"4","mask_svg":"<svg viewBox=\"0 0 264 264\" xmlns=\"http://www.w3.org/2000/svg\"><path fill=\"white\" fill-rule=\"evenodd\" d=\"M102 4H103V6L105 7V2H102L101 0H99ZM198 2H199V0H198ZM197 2V3H198ZM202 2H203V0H201L200 1V3L197 5V3H196V5L194 6V8H193V15H192V18H194L195 17V15H194V9H195V7H202L203 5H202ZM189 14V13H188ZM197 14V13H196ZM190 18V17H189ZM193 31V30H192ZM146 34V33H145ZM149 34H153V33H149ZM156 34H160V33H156ZM122 38H124V37H122ZM128 43H130V39H128L127 40V42L125 43V44H128ZM142 47V40H141V42H140V48H138V51L136 52V53H130V52H128V53H126V55H128V54H131V55H135L136 57H138V56H140V55H142L143 56V54H142V52H141V48ZM106 55V54H105ZM107 55H109V54H107ZM126 55H123L122 54V56L121 57H125ZM144 57V56H143ZM199 65L200 66H205V64H200L199 63ZM200 66H198V67H200ZM201 69V68H200ZM188 71V70H187ZM184 73V72H183ZM194 73H195V71H194ZM179 75V74H178ZM202 75V74H201ZM209 75V74H208ZM212 76L214 77L215 75H213L212 74Z\"/></svg>","mask_w":264,"mask_h":264}]
</instances>
